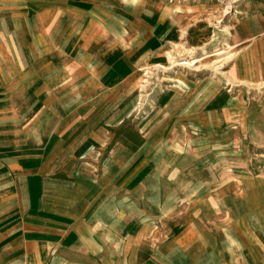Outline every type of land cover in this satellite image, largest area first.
<instances>
[{"label":"crops","instance_id":"obj_1","mask_svg":"<svg viewBox=\"0 0 264 264\" xmlns=\"http://www.w3.org/2000/svg\"><path fill=\"white\" fill-rule=\"evenodd\" d=\"M43 2L28 86L59 109L36 120L38 163H0V264H264V161L231 139L264 136V90L245 86L264 87V0L229 24L224 85L185 77L150 122L130 115L136 65L162 50L140 0L125 16L108 0ZM159 2L162 22L174 3Z\"/></svg>","mask_w":264,"mask_h":264},{"label":"rangeland","instance_id":"obj_2","mask_svg":"<svg viewBox=\"0 0 264 264\" xmlns=\"http://www.w3.org/2000/svg\"><path fill=\"white\" fill-rule=\"evenodd\" d=\"M108 1L113 11L125 10L124 16L129 15L127 11L133 9L130 0ZM159 1L140 0L144 7L142 11L150 12V16L145 18L149 23L147 31L156 38L159 49L162 48L158 60H147L143 56L135 68L138 80L136 92L139 97L130 115L142 113L144 122H150L157 115L163 116L162 109L168 93L176 87L186 85L183 79L185 77L206 75L211 80L220 79L224 85L230 58L236 51L229 46V24L235 19L234 15L245 8L244 2L247 0H163L174 3V10L169 12V16L165 17L167 21L164 19V22L157 19L162 10L160 5L165 3ZM260 4L255 1L248 8H252V11ZM46 6L43 0H0V163L9 160L38 163L42 159L43 150L40 151L41 138L36 136L38 133L34 130L38 125L36 120L43 117L45 108L55 114L59 109L56 104L39 103L40 99L35 97V89L28 86L32 78L29 69L37 71L39 60L38 56L34 58L31 55L39 51L42 43L36 18L48 15L43 12ZM154 19L157 20L156 23ZM75 26L77 34L81 33L84 27L80 24ZM48 27L60 28V25ZM261 85H245L248 91H253L251 94L242 93L258 98L261 96L260 90H264ZM25 86L28 88L25 89ZM227 86L228 84L226 88ZM60 111V114L66 113ZM104 123L98 127H105ZM26 125L29 128L33 125L31 135L23 134L22 130L28 129ZM68 135L66 132L63 134ZM231 139L239 141V147L243 148L241 154H247V159L255 166L264 161V136L248 139L237 136ZM53 140L54 138L51 139ZM45 141L46 146L51 145ZM69 143L71 140L66 137L65 144ZM9 178L1 168L0 183Z\"/></svg>","mask_w":264,"mask_h":264}]
</instances>
